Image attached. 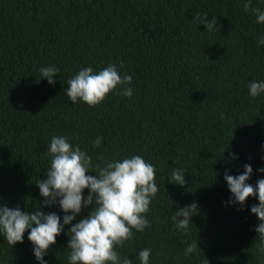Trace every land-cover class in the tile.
I'll use <instances>...</instances> for the list:
<instances>
[{
    "label": "trees",
    "instance_id": "trees-1",
    "mask_svg": "<svg viewBox=\"0 0 264 264\" xmlns=\"http://www.w3.org/2000/svg\"><path fill=\"white\" fill-rule=\"evenodd\" d=\"M243 3L0 0V203L37 208L47 145L54 135L68 136L94 162L141 155L154 165L159 192L147 213L151 226L117 248L133 264L144 248L151 249L149 264H264L259 221L250 212L258 201L249 197L243 210L226 204L223 179L225 169L240 174L245 163L253 168L248 183L264 178L257 171L264 167V93L248 94L250 82L264 80V45L257 43L264 24ZM252 5L264 10V0ZM197 13L216 16V30L193 23ZM108 63L132 76L133 95L117 90L95 107L71 103L67 80L82 67L98 71ZM49 65L60 69L54 85L40 76ZM229 152L238 158L229 161ZM174 168L185 170L183 187L168 183ZM193 202L194 225L178 230L171 216ZM43 210L63 216L58 206ZM194 237L201 250L185 255ZM67 241L64 233L56 238L47 264H68ZM0 264H39L27 232L12 248L0 237Z\"/></svg>",
    "mask_w": 264,
    "mask_h": 264
},
{
    "label": "clouds",
    "instance_id": "clouds-1",
    "mask_svg": "<svg viewBox=\"0 0 264 264\" xmlns=\"http://www.w3.org/2000/svg\"><path fill=\"white\" fill-rule=\"evenodd\" d=\"M243 8L256 16L258 24H264V10L253 7L252 0H244ZM207 15L197 13L193 16V23L203 24L205 31L213 32L217 28V17L209 20ZM257 43L264 45V36ZM39 72L49 85H54L60 69L49 65L41 67ZM131 81L132 76L121 75L114 63H108L98 71L85 66L67 80L68 87L64 92L73 104L83 102L95 107L109 93L117 90L120 95L131 97ZM262 93L264 80L248 84L250 97L255 98ZM101 141L102 137L97 136L92 141L93 147L99 148ZM47 156L50 163L46 174L35 183L43 199L33 210L0 203V237L12 248L17 243H23L27 232V239L39 264H47L45 256L61 233L68 236V264H133L132 259L121 256L117 248H123L132 241L135 232H143L151 226L147 213L159 192L154 165L141 155L122 159L100 157L94 162L92 155L73 145L68 136H52L47 145ZM237 158L235 153L229 152V161ZM242 167L243 172L236 175L229 174L225 169L223 179L231 194L225 203L240 205V210H243L249 197L258 201L250 206V212L259 221L254 230L259 237L257 247L264 254V178L257 179L255 185L248 183L253 168L248 163ZM257 171L264 173V167ZM184 173V169L174 168L168 183L183 187L187 183ZM53 206L59 207L62 217L55 211L43 210ZM86 208L89 209L87 214L76 220ZM197 213L198 204L193 202L174 211L171 220L178 230L187 232L190 223L194 225L191 217ZM66 225H70L67 230ZM198 250L201 249L194 237L185 249V255ZM150 256L149 248L137 253L140 264H149Z\"/></svg>",
    "mask_w": 264,
    "mask_h": 264
}]
</instances>
